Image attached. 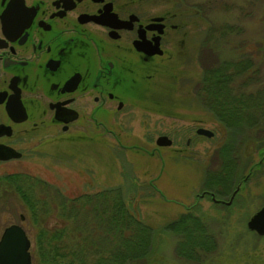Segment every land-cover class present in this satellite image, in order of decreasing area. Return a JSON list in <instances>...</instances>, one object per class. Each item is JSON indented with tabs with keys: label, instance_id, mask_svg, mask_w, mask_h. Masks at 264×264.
<instances>
[{
	"label": "rangeland",
	"instance_id": "374dc122",
	"mask_svg": "<svg viewBox=\"0 0 264 264\" xmlns=\"http://www.w3.org/2000/svg\"><path fill=\"white\" fill-rule=\"evenodd\" d=\"M157 1L165 10L172 2ZM173 2L175 41L166 46L168 53L160 57L158 68L143 79L141 99L129 101L135 105L129 103L105 127L78 122L59 136V147L49 142L43 153L9 162L19 172L44 181L31 187L34 195L41 188L46 194V187H51L47 212L36 209L33 217L14 194L4 195L10 190L0 184V233L10 223L23 225L31 242V264H47V232L59 235L62 218L55 190L73 195L116 185L124 188L126 203L145 222L159 227L191 210L205 219L217 242L216 248L194 261L175 251L177 234L162 233L152 261L142 264H264V234L247 226L264 203V132L252 140L228 133L211 112L201 109L193 92L203 70L232 58L254 62L253 68L258 66L261 73L252 86L264 85V0ZM198 126L212 129L214 135L196 134ZM160 134L172 143L156 144ZM223 144L228 145L231 159L237 156L231 188L249 174L228 206L198 196L203 171ZM6 170L0 167V173Z\"/></svg>",
	"mask_w": 264,
	"mask_h": 264
},
{
	"label": "flooded vegetation",
	"instance_id": "af4514ba",
	"mask_svg": "<svg viewBox=\"0 0 264 264\" xmlns=\"http://www.w3.org/2000/svg\"><path fill=\"white\" fill-rule=\"evenodd\" d=\"M173 1L165 10L157 0H0V167L9 169L0 184L5 174L22 173L9 162L43 153L49 142L59 147V136L78 122L105 127L141 99L143 79L175 41ZM207 71L193 92L201 109L222 122L217 111L234 105L208 101ZM198 127L195 133L205 135ZM228 155L229 170L220 169L216 150L203 171L198 196L215 205H231L249 176L231 188L237 156Z\"/></svg>",
	"mask_w": 264,
	"mask_h": 264
},
{
	"label": "trees",
	"instance_id": "16d2710c",
	"mask_svg": "<svg viewBox=\"0 0 264 264\" xmlns=\"http://www.w3.org/2000/svg\"><path fill=\"white\" fill-rule=\"evenodd\" d=\"M253 67L254 62L249 58L224 60L222 65L208 69L207 83H204L213 89L208 93V101L234 105V109H221L217 112L227 132L242 137V140L259 139L261 137L255 135L264 132V85L253 88L252 83H258L261 73L258 66ZM210 79L218 80L219 83H209ZM216 86H222L224 90L217 91ZM227 86H237L239 90H227ZM248 86L252 88L242 90ZM227 146L223 144L218 148L220 169L223 171L229 170L225 163L229 156ZM43 182L26 173H10L3 176L1 185L10 190L4 195L13 191L35 217L39 210L47 212L44 210L45 200L50 196L51 187H46V194H43L41 188L37 195L31 189L36 186L34 184ZM55 193L59 195V216L62 222L57 230L59 235L47 232V264L150 263L156 252L158 236L162 233L177 234L175 251L185 259L199 261L201 256L217 246L205 219L196 212L184 211L159 227L145 222L126 203V192L120 185L73 195L59 188Z\"/></svg>",
	"mask_w": 264,
	"mask_h": 264
},
{
	"label": "water",
	"instance_id": "95a60500",
	"mask_svg": "<svg viewBox=\"0 0 264 264\" xmlns=\"http://www.w3.org/2000/svg\"><path fill=\"white\" fill-rule=\"evenodd\" d=\"M197 132L211 136L213 131L207 127H198ZM158 145H169L172 140L166 134H160L155 140ZM239 186L233 191L232 196ZM229 199L227 202H230ZM249 229L264 234V203L247 220ZM31 242L20 223H10L0 233V264H31Z\"/></svg>",
	"mask_w": 264,
	"mask_h": 264
}]
</instances>
